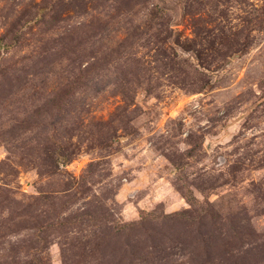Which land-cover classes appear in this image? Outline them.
<instances>
[{"label":"rangeland","instance_id":"rangeland-1","mask_svg":"<svg viewBox=\"0 0 264 264\" xmlns=\"http://www.w3.org/2000/svg\"><path fill=\"white\" fill-rule=\"evenodd\" d=\"M0 264H264V0H0Z\"/></svg>","mask_w":264,"mask_h":264}]
</instances>
